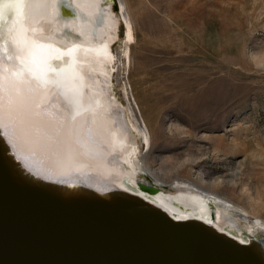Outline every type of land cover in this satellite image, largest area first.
I'll return each mask as SVG.
<instances>
[{
    "label": "rangeland",
    "instance_id": "374dc122",
    "mask_svg": "<svg viewBox=\"0 0 264 264\" xmlns=\"http://www.w3.org/2000/svg\"><path fill=\"white\" fill-rule=\"evenodd\" d=\"M120 1L133 38L126 46L120 18L104 84L148 128V145L133 129L141 164L167 184L196 183L264 221V0H104V7L121 17Z\"/></svg>",
    "mask_w": 264,
    "mask_h": 264
},
{
    "label": "bare ground",
    "instance_id": "6f19581e",
    "mask_svg": "<svg viewBox=\"0 0 264 264\" xmlns=\"http://www.w3.org/2000/svg\"><path fill=\"white\" fill-rule=\"evenodd\" d=\"M120 2L121 17L104 0H0V128L11 149L45 178L129 189L175 217L201 218L242 241L264 237L257 214L196 183L167 184L141 164L133 129L148 145V128L104 84L120 18L126 46L133 38ZM138 180L160 191H143Z\"/></svg>",
    "mask_w": 264,
    "mask_h": 264
},
{
    "label": "water",
    "instance_id": "95a60500",
    "mask_svg": "<svg viewBox=\"0 0 264 264\" xmlns=\"http://www.w3.org/2000/svg\"><path fill=\"white\" fill-rule=\"evenodd\" d=\"M0 264H264V237L242 241L129 189L45 178L0 128Z\"/></svg>",
    "mask_w": 264,
    "mask_h": 264
}]
</instances>
